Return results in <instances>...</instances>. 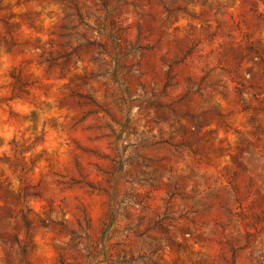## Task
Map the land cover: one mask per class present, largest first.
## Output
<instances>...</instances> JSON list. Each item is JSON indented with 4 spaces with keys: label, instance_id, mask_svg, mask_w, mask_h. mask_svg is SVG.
I'll return each instance as SVG.
<instances>
[{
    "label": "rangeland",
    "instance_id": "374dc122",
    "mask_svg": "<svg viewBox=\"0 0 264 264\" xmlns=\"http://www.w3.org/2000/svg\"><path fill=\"white\" fill-rule=\"evenodd\" d=\"M0 264H264V0H0Z\"/></svg>",
    "mask_w": 264,
    "mask_h": 264
}]
</instances>
